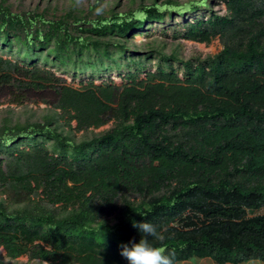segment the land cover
Masks as SVG:
<instances>
[{"label": "trees", "instance_id": "obj_1", "mask_svg": "<svg viewBox=\"0 0 264 264\" xmlns=\"http://www.w3.org/2000/svg\"><path fill=\"white\" fill-rule=\"evenodd\" d=\"M224 2L225 15L201 12L209 0H152L108 16L54 18L0 1V98H53L78 130L113 121L81 141L57 115L0 123V246L8 256L128 264L120 245L138 243L134 222H149L174 264L264 263V0ZM175 14L189 18L184 39L219 36L224 49L204 60L162 51L146 71L153 51L142 59L133 39ZM59 71L91 79L75 86ZM110 71L124 83L94 82ZM117 212L118 223L103 220Z\"/></svg>", "mask_w": 264, "mask_h": 264}, {"label": "rangeland", "instance_id": "obj_2", "mask_svg": "<svg viewBox=\"0 0 264 264\" xmlns=\"http://www.w3.org/2000/svg\"><path fill=\"white\" fill-rule=\"evenodd\" d=\"M1 1V0H0ZM14 11H38L46 12L50 17H61L66 13H80L84 12L90 14V17L96 18L99 15L108 16L112 11L125 12L136 8L140 2L151 3L152 0H8ZM166 0H157V2L163 3ZM179 4L187 3L192 0H174ZM197 1V0H195ZM211 1V3H210ZM98 3V4H97ZM96 5L95 9H91L93 5ZM202 9L201 12H209V9H213L219 15L227 13V7L224 0H209V6ZM201 17L203 14L200 15ZM208 17V13L205 15ZM189 19L187 16L183 18L175 14V19L169 21L168 19L164 23L156 22L150 25L145 32H140L133 39L140 50L137 53L138 56H142L144 59L147 51H153L151 58L145 59V66L147 70H154L159 60L160 52L166 54H177L179 57L184 59H201L204 60L207 57L214 56L220 53L225 46L223 39L217 36L210 43H201L191 40L184 39L182 34L185 30V20ZM176 32L178 36H176ZM132 46H129V48ZM132 50V49H129ZM58 74L61 77L67 79V81L75 86L83 85L87 80L91 79L89 74H82L81 76L73 78L72 73H62L59 71ZM141 77H145V72L141 73ZM114 80L118 84L124 83V74L120 75L116 71H110L107 74H103L100 77H94L96 84H102L108 80ZM49 99V98H48ZM60 111L55 106V101L50 98V101L31 96L24 102L20 103L12 98V95H7L0 98V123L5 122L6 119L11 118L13 120L25 121H44L48 117L57 115ZM58 123L62 129L66 131L71 130L72 137L76 141L91 138L94 135H100L104 131L112 128L113 121L109 122L101 127H90L88 129H77L76 119H70L64 117L61 112L57 115ZM71 122V124H69ZM72 127V129L70 128ZM0 187V197H5ZM257 213L264 214V209L257 211ZM121 218V212L112 214L103 220L109 224L114 225L118 223ZM39 259H32L29 255H21L17 258H11L8 256L7 250L0 246V264H40ZM44 264H48L44 262ZM179 264H215L211 259L208 258H193L190 261L181 262ZM243 264H264L258 260H252Z\"/></svg>", "mask_w": 264, "mask_h": 264}, {"label": "clouds", "instance_id": "obj_3", "mask_svg": "<svg viewBox=\"0 0 264 264\" xmlns=\"http://www.w3.org/2000/svg\"><path fill=\"white\" fill-rule=\"evenodd\" d=\"M133 227L138 228L143 236L138 243L133 239L129 244L120 245V255L128 264H174V254L168 253L165 247L156 243L165 239L156 225L149 222H134Z\"/></svg>", "mask_w": 264, "mask_h": 264}]
</instances>
